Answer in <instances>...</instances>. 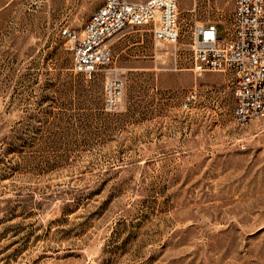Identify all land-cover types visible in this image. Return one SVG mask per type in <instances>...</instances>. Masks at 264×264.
Here are the masks:
<instances>
[{
    "label": "rangeland",
    "instance_id": "rangeland-1",
    "mask_svg": "<svg viewBox=\"0 0 264 264\" xmlns=\"http://www.w3.org/2000/svg\"><path fill=\"white\" fill-rule=\"evenodd\" d=\"M101 2L0 0V264H264V116L237 121L227 73L190 69L194 24L232 1L179 0L174 43L125 27L85 81L59 29Z\"/></svg>",
    "mask_w": 264,
    "mask_h": 264
},
{
    "label": "built area",
    "instance_id": "built-area-1",
    "mask_svg": "<svg viewBox=\"0 0 264 264\" xmlns=\"http://www.w3.org/2000/svg\"><path fill=\"white\" fill-rule=\"evenodd\" d=\"M179 0H102L81 30L62 26L72 68L91 81L112 61L109 39L127 26H145L158 43H174L179 37ZM228 19L195 23L190 45V69L195 75L208 71L227 73L231 85L234 118L248 122L264 116V0H231ZM225 24L218 35L217 25ZM123 93L120 78L104 84V108L117 109ZM194 88L181 100L188 108L195 99ZM0 99V109H1Z\"/></svg>",
    "mask_w": 264,
    "mask_h": 264
}]
</instances>
